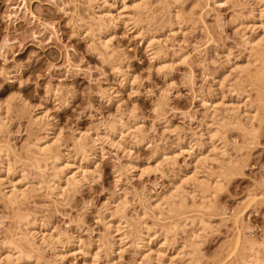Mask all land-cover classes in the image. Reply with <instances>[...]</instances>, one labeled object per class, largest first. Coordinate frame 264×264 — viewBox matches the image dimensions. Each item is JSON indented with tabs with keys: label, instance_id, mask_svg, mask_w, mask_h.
I'll list each match as a JSON object with an SVG mask.
<instances>
[{
	"label": "rangeland",
	"instance_id": "1",
	"mask_svg": "<svg viewBox=\"0 0 264 264\" xmlns=\"http://www.w3.org/2000/svg\"><path fill=\"white\" fill-rule=\"evenodd\" d=\"M114 1L116 0H95L91 3L88 0H0V106L8 104L10 107L9 114L5 115L0 124V148H9V171L14 178H20V187L22 185V188L29 190L26 197L15 205H7L0 194V256L12 247L9 245L10 241L21 242L25 229H29L35 221L34 224L38 227L47 224L51 230L53 228L61 232L63 242L74 238L82 245L80 249H67L65 257L60 260L52 254L51 247L38 240H35L34 247L18 243L25 247L23 251L26 255L34 260L38 259V264H134L138 259L131 241L135 235L134 229L143 221L158 236L170 225L173 219H169L170 216L165 212L161 218L154 209L155 199L167 194L171 187L169 179L178 182V172L193 165L186 151L176 156L173 166L159 163L162 160L159 155L161 152L170 154L174 145L180 141L204 146L205 129H216V124L226 117L229 121L224 122V125L227 127L220 132L225 146L222 148V145L216 144L219 151L225 149V156H219L222 152L215 150L223 161L217 155L214 158L217 156V161L223 162L222 166L219 164V168L235 163L232 167L237 172L230 175L234 169L229 171L226 168L229 180L224 175L221 187L213 189L214 192H206V198L198 195L199 192L194 193L197 196L194 195L192 203L200 204V199H208L209 202H206L210 205L205 202L204 208L194 207L186 217L193 216L190 219H194L196 224L190 226H194V230L201 228L198 218L203 221L202 228L206 230L197 229L200 237L196 235V238L201 242L197 239L199 244L197 242L198 249L196 248L193 260L198 259V264H238L237 258L241 254L243 256L242 250L248 253L247 247L243 249L247 245L244 242H254V248L259 251L264 246V102L261 106L258 105L260 102L255 101L261 93L258 90L264 88V79L261 80L264 78V65L258 61L260 65L256 63V54L249 55L245 51L239 38V29L235 28V22L248 15V6L241 8L237 1L218 6L210 2L212 0H147L144 9L139 10V18L124 24L123 18L109 22L105 16L110 9L114 15L118 12L114 11L117 6ZM130 1L132 0H127L126 3L129 4ZM111 4L115 5L114 9L110 8ZM99 18L104 19L103 25L109 27L108 29L106 26V48L91 38L92 30H97L100 23L102 25ZM175 18L180 22L179 25L182 24L179 30L178 25L174 26L176 28L173 29L177 31L173 33L170 30L177 23ZM89 28L91 32L87 31ZM146 35L157 37L158 42L152 41L153 48L146 47ZM228 52L233 61L230 60L229 65H225L222 55ZM247 61L249 65L246 64ZM254 61L256 65L253 64ZM235 63L240 66L248 65L252 77L258 73L261 78L256 83L253 82L254 78L249 77L250 81L245 76L247 73L250 75L247 72L236 84V72L232 70ZM257 65L263 71L258 70ZM223 77L226 79L224 78L222 87H219L218 82ZM230 85L237 89L240 96L245 93L248 95L247 110L258 105V120L252 121L253 138L248 134L245 136L244 131L232 125V120L230 122L224 113L227 107H218L217 112H214L210 102L205 104V107H209L208 110L201 102L211 98L216 102L223 99L224 103H235L227 92ZM19 99L26 103L25 106ZM209 112L213 116L204 117ZM228 115L231 116L230 113ZM242 117L240 119L245 123V117ZM113 122L118 124L116 140L119 148L96 138L99 130L109 128ZM50 127L58 132L57 135L60 134V140L54 147L55 154L68 162L84 159L77 153L72 137L89 133L96 142L101 141L96 143L97 149L101 150L95 148L91 154L93 157H89L90 162H86L90 172L85 174L83 185L67 187L62 195L55 190L52 193L46 191L44 182L53 174L51 163L41 161L38 170L31 162V157L26 158L27 154L30 155L26 153L30 150L27 148L37 140H45L44 131ZM200 133L204 137H200ZM1 158L4 156H0ZM28 158L32 164L27 161ZM156 161L160 164L157 169L153 166ZM129 163L135 164V167L138 165V168H128L126 164ZM216 163L209 165L212 169L204 170V173L207 172L205 176L200 170L203 175L199 174L198 177H203L201 180L204 181L209 180L210 184L217 181V178H213L214 175L219 180L218 175L223 176L224 168L219 170ZM2 172L0 177L4 178ZM185 189L191 190L190 187ZM187 199L186 203L191 200L190 197ZM117 200L126 203L124 216L131 227L122 231L128 234V240H122L119 245L114 244L115 248L110 250L108 244L113 229L110 226L108 229V225L106 227L108 220L102 217L107 213L106 208L112 209ZM190 203L191 201L187 204L192 205ZM20 216H23V223H20ZM112 225L115 227L116 224ZM174 232L168 233V246L172 244L170 248L173 249L166 254L174 257L171 264L186 263L187 249L185 252L182 249L184 253L178 249L185 247L183 244L191 229L187 231V236L181 229H177L175 234ZM237 236L243 242L239 245L241 253L237 251L238 246L235 249ZM189 239L188 237L187 240ZM86 249L89 254L95 255L92 262L87 254L84 255ZM179 253L183 256H179ZM0 259L3 260V257ZM141 259V264H148L147 260ZM0 264L8 263L1 261Z\"/></svg>",
	"mask_w": 264,
	"mask_h": 264
},
{
	"label": "bare ground",
	"instance_id": "2",
	"mask_svg": "<svg viewBox=\"0 0 264 264\" xmlns=\"http://www.w3.org/2000/svg\"><path fill=\"white\" fill-rule=\"evenodd\" d=\"M89 1V3H91V1H95V0H88ZM234 1H237L238 3H239V7H246V6H248V9H249V12H248V15H246V16H243V17H240L238 20H237V22H235L236 23V27L235 28H238L237 30L239 31V38H240V40H241V44L243 45V47H244V49H245V51L250 55V54H256L255 55V59H256V63H257V61L260 63L261 62V64L262 65H264L263 64V62H264V0H212V1H210V2H212V3H214V4H216V5H218V6H221V5H226V3L228 2H234ZM87 2V1H86ZM114 2H116V8L114 9V7L113 6H115V5H113L112 6V4L111 5H109L110 6V8H112V9H114V11H115V13H116V11H118L117 13H116V15H114L112 12H111V9L110 10H108V13H106L105 14V16L108 18L107 20H109V22L110 21H112V20H116V19H121V18H123L122 19V21L124 22V24H127V22L129 21H131V22H133V20H135L136 19V17H138L137 15H139L138 13H140V11H141V8H143L144 9V6H146L147 4V0H132V1H130V5L129 4H127L126 2H127V0H116V1H114ZM132 2V3H131ZM171 2V1H170ZM94 3V2H93ZM104 3V2H103ZM236 3V2H235ZM234 4V3H233ZM237 4V3H236ZM235 4V5H236ZM90 5V4H89ZM107 6V5H106ZM237 7H238V5H236ZM91 7V6H90ZM173 7V6H172ZM241 7V8H242ZM86 8V7H85ZM101 10V9H100ZM140 10V11H139ZM241 10V9H240ZM107 11V10H106ZM242 11V10H241ZM144 13V12H143ZM176 13V12H175ZM103 15V14H102ZM179 16V15H178ZM178 16H177V19H178ZM174 17V16H173ZM176 17V16H175ZM180 17V16H179ZM94 18H96V17H94ZM103 18H105V17H103ZM139 18V17H138ZM137 18V19H138ZM190 19V18H189ZM175 20H176V18H175ZM175 20H174V22H175ZM99 23L100 22H104L105 23V21H104V19H100L99 18ZM137 21V20H136ZM139 21V20H138ZM177 21V20H176ZM185 21V20H184ZM102 22V25H101V23L97 26V30L95 29L94 31L92 30V32L90 31L91 30V28H89L87 31H89V32H91V38L93 37V39H96L98 42H100V46H102V47H104V48H106L107 47V45H106V43H107V41L108 40H106L105 41V39H107L106 38V32L108 33V30H107V27H108V25H103L104 23ZM94 23V22H93ZM134 23L135 24H137V22H135L134 21ZM133 23V24H134ZM179 23L180 22H178L177 21V23H174V24H176V25H174L173 24V26H172V24H171V32H176L173 28H176V27H174V26H177L178 25V30H179V28L181 27V24L179 25ZM234 23V24H235ZM95 25H96V23H95ZM136 26V25H135ZM134 26V27H135ZM138 26V25H137ZM91 27V26H90ZM85 28V27H84ZM88 28V27H87ZM86 28V29H87ZM136 28V27H135ZM140 28V27H139ZM169 28H170V26H169ZM108 29H109V27H108ZM95 32V33H94ZM97 32V33H96ZM162 32V31H161ZM182 32V31H181ZM84 33H86V32H84ZM247 33H249L250 35H248ZM88 34V33H87ZM90 34V33H89ZM151 34V33H150ZM167 34V33H166ZM184 35V34H183ZM179 36V35H178ZM145 37V39H144V42H145V44H146V47L147 48H149V47H152L151 46V44L153 43L152 41L154 40V42L155 41H157L158 42V40L155 38V37H153L152 35L151 36H144ZM92 39V40H93ZM156 42V43H157ZM166 42V41H165ZM93 43V42H92ZM109 44V43H108ZM155 44V43H154ZM99 46V45H98ZM97 48V47H96ZM153 48V47H152ZM160 53V52H159ZM258 54V55H257ZM223 56V62H224V64L225 65H229V61L230 60H232L233 61V59L232 58H230V56H229V52H228V54L226 53V54H224V55H222ZM156 57H158V56H156ZM180 57V56H179ZM246 59V58H245ZM231 61V62H232ZM256 63H255V61H254V63L253 64H255L256 65ZM259 63H257L258 65H260ZM246 64H248V61H247V63ZM249 65V64H248ZM248 65H245V66H240V65H238V64H236L235 63V66H234V68H232V70L234 71V72H236V77H235V82L236 81H238V79L240 80V78H241V76L243 75H245L247 72H250V71H248ZM255 65H253V66H255ZM257 65V66H258ZM253 66H251V67H253ZM164 67H166V66H164ZM250 67V68H251ZM256 67V66H255ZM261 67V66H260ZM259 66H258V70H260L261 68H260ZM254 68V67H253ZM162 69H164L163 67H162ZM161 69V70H162ZM230 69H231V67H230ZM257 69L255 70L254 69V71L256 72H259ZM262 71H263V69H261ZM255 72H253V74H255ZM228 74V73H227ZM249 73H247L245 76H246V78H251L252 77V73L250 72V75H248ZM258 73H256L255 75L256 76H258L257 75ZM262 74H264V72L262 73ZM248 75V76H247ZM260 75V74H259ZM227 76H229V75H227ZM252 77L251 79H253L254 81L253 82H258L259 80H257L258 78H261L260 76H258V77ZM262 76V75H261ZM264 76V75H263ZM225 77H226V75H225ZM225 77H223V79L225 78ZM124 78V77H123ZM249 78V79H250ZM221 80V81H219L218 82V86L219 87H222V83L225 81V79L224 80ZM243 79V78H242ZM250 79V81H252ZM263 79L264 78H262L261 80L263 81ZM128 80H130V79H128ZM242 81V80H241ZM240 81V82H241ZM262 81H260V82H262ZM132 82V81H131ZM252 82V83H253ZM256 82V83H257ZM233 85H234V83H232ZM236 84H238L237 82H236ZM235 84V85H236ZM249 84V83H248ZM120 85V84H119ZM233 85H230V90H228L227 92L228 93H230L231 94V99L232 100H235L236 102L235 103H233V102H229V103H224L222 100L223 99H218L219 100V102L217 101H212V100H210L211 98H208V99H203L201 102H203L202 104H204V107H205V104H207V102H208V104H209V102H210V105H213L211 108L214 110V112H217V109H218V107H227V108H225L224 110H225V112L224 113H226L225 115L226 116H228L227 118H229L230 119V122H231V120H232V125L234 126V127H237V128H239V129H241L242 130V132L244 133V135L246 136V134H248L247 136H252L251 134L253 133L254 134V132H253V125H252V121H254V120H256L257 118H256V116H257V109H258V105H261V104H263V102H264V88H262L261 87V89H259V90H261V91H259L258 90V92H261L260 94L259 93H257V91H256V93L257 94H259L258 96H259V98L257 97V100L255 99V101H257V102H260L258 105H257V107H253L252 106V103H249V104H251V106L253 107L251 110H247V108H246V102H247V99H248V95L245 93V95L244 96H240L238 93L239 92H236V90L233 88ZM239 85H240V83H239ZM256 85V84H255ZM229 86V85H228ZM259 86V85H258ZM260 88V87H259ZM228 89V88H227ZM245 92H247V91H245ZM220 93V92H219ZM223 94V93H222ZM249 94V93H248ZM256 94V95H257ZM200 95V94H199ZM210 95V94H209ZM201 96V95H200ZM214 96H216L215 94H214ZM250 97V96H249ZM256 97V96H255ZM203 98V97H202ZM13 99V98H12ZM17 100V99H16ZM21 102H22V104H23V106H25V102L24 101H22L21 99H19ZM221 100V101H220ZM249 100V99H248ZM254 100V99H253ZM259 100V101H258ZM230 101V100H229ZM6 102V101H5ZM252 102V101H251ZM2 104V103H1ZM248 104V103H247ZM257 104V103H256ZM255 104V105H256ZM254 105V104H253ZM228 106H230L229 108H228ZM262 106V105H261ZM261 106H259V107H261ZM27 108V107H26ZM244 108H246V109H244ZM0 109H1V111H2V113L0 114V124H2L3 123V121H4V117H5V115H7V113L9 112V109H10V107H9V105L7 104V105H3V106H0ZM22 109V108H21ZM205 109L206 110H208L209 109V107L206 105V107H205ZM213 110H212V112H213ZM259 111H261V110H259ZM206 112V111H205ZM230 113V115L231 116H229L228 114ZM28 113V112H27ZM228 113V114H227ZM9 114V113H8ZM4 115V116H3ZM220 115V114H219ZM244 115V116H243ZM211 116H213V113L210 115V112H209V114L207 113V115H205L204 117H210L211 118ZM245 117V123L244 122H242L241 121V119H240V117ZM242 117V118H243ZM226 118V117H225ZM224 117L223 118H221V120H220V122L219 123H217L216 124V126H214V127H216V129H213V127L211 128V130H210V128L209 129H205V136H206V144L204 145V146H202V145H199V146H197L196 144H194L193 142L192 143H190V142H183V141H180L179 143H175L176 145H174L175 146V148L174 149H172V151H170L171 153L170 154H168V153H165V152H161V154L159 155V158L161 157V161H159V163H165V164H169V165H171V166H173V164H175L174 162V160H175V158H176V156H178V154L180 153V152H182V151H186L187 153H189V156H190V158L192 159V162H193V165H192V167L191 168H188V169H186V170H184L183 169V171L182 170H180L179 172H178V174L179 175H177L178 177V182L176 181V182H173L171 179H169L170 181H171V187L169 188V190H167V194L165 195V196H161L160 198H157V200L155 199V205L153 206L154 207V209H156L157 210V212H158V214L159 215H161V218H162V216L165 214V213H167V215H169L170 216V218L169 219H173V221L172 222H170V225H168V227L166 228H162L163 229V231H161L160 229V233L161 234H159L158 236L156 235L157 233H155L153 230H151L150 228H151V226L150 227H148L147 225H146V223L145 222H143V221H141V223H139V224H137V227L134 229V233H135V235H133L134 236V238H133V240H131L132 241V244H133V247L135 248V251H136V255H138V259L137 260H135L134 261V264H141V262H140V260H142L141 258H143V259H145V260H147V262H148V264H171L172 263V260L174 259V257L173 256H170V254H169V256L167 255L168 253H167V251H169V250H171V249H173V248H170L171 246L170 245H172V244H170L169 246H168V238H167V236H169V234L168 233H173L174 231L176 232V230L178 229H181V231H183L184 233H185V235H186V233H187V231H189V229H191V232H189L190 233V235L188 236L190 239L189 240H187L188 239V237H186L187 239H185L186 240V242L188 243H186L185 242V240L183 239V241L185 242L183 245H185V247L183 246L182 248H180V249H178V250H180V251H182L183 252V250H184V252H185V249H187V250H189V252L186 250V255H185V258H186V260L188 261H186V263H192V264H198V259H196L197 261H195V260H193V259H195V257H193V255H195V251L198 249L197 248V245L199 244V242H198V240H199V238H196V235L198 234V232H199V234H200V231H198L197 229H199V230H203V231H206V230H204L202 227H203V221L201 220V219H197V221H198V223H200L199 225H201V228H197L196 230H194L195 229V227L194 226H190V225H195L196 223L194 222V219H190V218H192V217H190L189 216V218L188 217H186V214L187 213H189L191 210L193 211V209L192 208H194L195 207V209H197L196 207H198V209H200L201 207L202 208H204V206H205V204L207 203L206 201H208L209 202V200L208 199H206V201H202V199H200L199 201H201L202 203H200V204H195V203H192V199H195L194 198V195H196V194H194V193H197V192H199V194L198 195H200V196H203V197H205V193L207 192V194H208V192L210 191V190H215V188H217L218 189V187L221 185V181L222 180H224L225 179V177H227V179L229 180V173H226V171L229 169V171H231V170H233V171H231L230 172V175H231V173L233 172V174H234V172H237V170L235 171V168L234 167H232V166H234V164H230L231 166H229L228 164L229 163H226L227 164V166H229V167H221V168H224L223 170L221 169V168H219L220 167V163L221 162H219V161H217L218 160V158H220L221 160H222V158L221 157H219V156H222L223 157V155L225 154V153H223L224 152V150L222 149L224 146H225V144H224V142H223V137L221 136V134H220V132H221V130H223L225 127H227V126H225L224 125V122L226 123L227 121H229L228 119H225ZM43 119V118H42ZM215 119V118H214ZM225 119V120H224ZM36 120V119H35ZM39 120V119H38ZM258 120V119H257ZM120 121V120H119ZM40 122V121H39ZM47 122V121H46ZM116 122V121H115ZM216 122H218V121H216ZM229 122V123H230ZM258 122V121H257ZM114 123V122H113ZM214 123V122H213ZM229 123H227V124H229ZM254 124V123H253ZM50 125V124H49ZM109 125V124H108ZM117 123H114V124H112L111 126H109V128H107V129H102V131H98V133H97V130H96V133H97V137L96 138H99L102 142H104V143H106V144H109V145H111V146H113V145H115L116 147H118V145H119V142H117V140H116V133H119V132H117ZM232 125H231V123H230V126L232 127ZM103 126V125H102ZM122 126V125H121ZM247 126L249 127V128H247ZM2 127V126H1ZM45 127V126H44ZM49 127V126H48ZM51 127H53V125L51 126ZM47 128L46 129V131H44L45 133H46V139L45 140H41V142L39 141V140H37V142H35V143H33L31 146H30V148H27L28 150V152H26V153H30V155L29 154H27L26 155V158H27V156H30L31 158H30V160H31V162H33L34 164V166H35V168L36 169H38V166H39V164H40V162L41 161H44V162H50L51 163V171L53 172V174H52V176L51 177H49V179L46 181V182H44L45 184H46V191L48 190V192L50 191L51 193H52V190L54 191H56L58 194L59 193H61L60 195H62V193H64V191H66V188L67 187H77V186H82L83 184L82 183H84V181H85V179H86V175L85 174H87V172H90V171H88V166H87V164H86V162H90V159L91 158H89V157H91L92 155V152L94 151V149L96 148L97 149V145H96V143H98V142H96V140L95 139H92L88 134H79L78 135V137L76 138V137H72L73 139V141H74V144H75V146L77 147V150H78V152L77 153H79L81 156H82V158H84V159H79V160H76L75 162H68V161H66L65 159L63 160L62 159V157H60V156H58V155H56L55 154V146L58 144V141L60 140V137H58L60 134H58L57 135V133L54 131V129L53 128ZM119 127H120V125H119ZM4 128V127H3ZM124 128V127H123ZM206 128H208V127H206ZM126 129V128H125ZM140 129V128H139ZM213 129V130H212ZM238 129V130H239ZM224 131V130H223ZM240 131V130H239ZM255 131V130H254ZM170 132V131H169ZM256 132V131H255ZM126 133H127V131H126ZM139 134V133H138ZM200 137H202L203 136V133L201 134L200 133V135H199ZM256 136V135H255ZM204 137V136H203ZM243 137V136H242ZM254 136H252L251 138H253ZM59 138V139H58ZM139 138V137H138ZM199 138V137H198ZM244 138V137H243ZM247 138H249V140H250V137H247ZM44 139V138H43ZM99 139H97V140H99ZM201 139V138H200ZM244 140V139H243ZM253 140H256V139H253ZM100 141V142H101ZM119 141V140H118ZM185 141V140H184ZM251 141V140H250ZM99 142V143H100ZM245 142V141H244ZM249 142V141H248ZM2 143V142H1ZM204 143V142H203ZM218 143V145H222L220 148L222 149V150H218L217 148H219V147H217L216 146V144ZM251 143V142H250ZM91 144V146H89ZM224 145V146H223ZM247 145H248V143H247ZM28 146V147H29ZM115 147V148H116ZM34 149V150H32V149ZM119 148V147H118ZM99 149V148H98ZM97 149V150H98ZM124 149V148H123ZM99 150H101V148L99 149ZM215 150H217L218 152H222L221 154L219 153V156H218V152H215ZM96 151V150H95ZM127 152V151H126ZM130 152V151H129ZM213 152L215 153V154H213ZM248 152V151H247ZM10 152H9V148L8 149H6V148H0V156H4V158H1L0 160H1V165L3 166L2 167V170H3V172H2V170H1V168H0V172H2L3 173V175H5L4 176V178L3 177H0V194H1V198H3L5 201H6V204L8 205H15V204H17L20 200H22L23 198H25L26 197V193L29 191V190H27L26 189V187L25 188H22V185H21V187H20V183L18 184V182H20V178L19 179H16V178H14L13 176H12V173L9 171V170H11L10 169V163L8 162L9 160V158L7 159V156H8V154H9ZM157 153V152H156ZM217 153V154H216ZM11 154V153H10ZM9 154V155H10ZM94 154V153H93ZM100 154V153H99ZM60 155V154H59ZM91 155V156H90ZM180 155V154H179ZM214 155H217L218 156V158H217V156H216V158H214L215 156ZM25 156V155H24ZM225 156V155H224ZM9 157V156H8ZM93 157V156H92ZM127 158V157H126ZM2 159L4 160V161H2ZM219 159V160H220ZM8 160V161H7ZM33 160V161H32ZM86 160V161H85ZM230 160V159H229ZM228 160V161H229ZM28 162H29V158H28V160H27ZM223 161V160H222ZM227 161V162H228ZM31 162H29V163H31ZM92 162V161H91ZM158 161H156V165L155 164H153V166H155L154 168H158L159 167V163H157ZM216 163V162H218V163H216V165L218 166V168H219V170L221 169L222 171H223V174H222V171L220 172L223 176L221 177V175H218L219 176V180H218V177H215V175L213 176V178H217V181H213V184H210V183H208V181L209 180H206V181H204V180H201V179H203V177L202 178H199V177H201V176H199L198 177V175L200 174V170H201V173H204V170H210V169H212L209 165L211 164V163ZM9 163V164H8ZM32 164V163H31ZM30 164V165H31ZM97 164V163H96ZM158 164V165H157ZM164 164V165H165ZM222 164H223V162L221 163V166H222ZM239 164V163H238ZM0 165V166H1ZM32 165V166H33ZM44 165V164H43ZM126 165H128L127 167L128 168H130V169H135V168H138L137 166L135 167V164H133V163H129V164H126ZM162 165V164H161ZM215 165V164H214ZM236 165V164H235ZM240 165V164H239ZM31 166V167H32ZM44 167V166H43ZM46 167V166H45ZM147 167V166H146ZM209 167V168H208ZM238 167V166H237ZM40 168V167H39ZM147 168H149V167H147ZM226 168H227V170H226ZM232 168V169H231ZM130 169L128 170V171H130ZM155 169V170H156ZM215 169V168H214ZM237 169V168H236ZM39 170V169H38ZM136 170V169H135ZM203 170V171H202ZM219 170H217L218 172H219ZM226 170V171H225ZM50 171V172H51ZM152 171V170H151ZM160 171V170H159ZM175 171V170H174ZM178 171V170H177ZM215 171H216V169H215ZM228 171V172H229ZM123 172V171H122ZM132 172V171H131ZM140 172V171H139ZM154 172H156V171H154ZM212 172V171H211ZM120 173V172H119ZM146 173H147V171H146ZM177 173V172H176ZM205 173H207V172H205ZM205 173H204V175L203 174H200V175H203V176H205ZM219 173V174H220ZM224 173H226V174H224ZM23 174V173H22ZM116 174V173H115ZM175 174V173H174ZM211 174H214V173H211ZM228 174V176H226ZM43 175V174H42ZM208 175V174H207ZM224 175H225V177H224ZM50 176V175H49ZM23 177V176H22ZM21 177V178H22ZM174 177H176L175 175H174ZM207 177V176H206ZM24 178V177H23ZM121 178V177H120ZM221 178H224V179H222L221 180ZM231 178V177H230ZM174 179V178H173ZM208 179V178H207ZM226 179V180H227ZM19 180V181H18ZM117 180H118V177H117ZM175 180H176V178H175ZM214 180H216V179H214ZM225 180V181H226ZM211 181V180H210ZM222 183H224V182H222ZM40 185H41V183H39ZM38 184V185H39ZM43 184V183H42ZM82 184V185H81ZM29 186V185H28ZM79 186V187H80ZM170 186V185H169ZM187 187V189H188V187H190L191 188V192L189 191H187L185 188ZM221 187V186H220ZM219 187V188H220ZM44 188V187H43ZM31 189H33V188H31ZM71 189V188H70ZM74 189V188H73ZM216 189V190H217ZM222 189V188H221ZM214 190H213V192H214ZM49 192V193H50ZM212 192V191H211ZM216 193H218V191H215ZM66 194V193H65ZM68 194V193H67ZM193 194V195H192ZM189 195H192V196H189ZM213 195H215V194H213ZM217 195V194H216ZM191 198V203H192V205H189V204H187L188 202H190V201H188L187 203H186V200H188L187 198H189V197ZM197 196V195H196ZM200 196H198V197H200ZM52 197V196H51ZM60 197V196H59ZM213 197V196H212ZM206 198V197H205ZM204 198V199H205ZM211 198V197H210ZM65 199V198H64ZM3 200V201H4ZM123 200V199H122ZM149 200V199H148ZM196 200L198 201V198L196 197ZM196 200H194V201H196ZM4 201V202H5ZM118 201V200H117ZM117 201H115L116 202V204H114V206H113V208L111 209L110 208V210H108V208H106V210L105 211H107V213L105 214V216H103L102 218H105L106 217V219L108 220L105 224H106V227H107V225H108V227L110 226V227H112V229H113V235H110V239H111V241H110V243L108 244L109 245V249L110 250H113V248H115L114 247V244H116V245H119V244H121L122 243V240L123 241H125L126 239H127V237L129 238V236H128V234H126V232H122V231H124V229L126 228V229H128L129 227H131V225L130 226H128V224H127V220H126V218H125V216H124V212L126 211L125 210V208H126V203H124V201L123 202H117ZM126 201V200H125ZM211 201V200H210ZM206 202V203H205ZM212 202V201H211ZM190 203V204H191ZM199 203V202H198ZM147 204V203H146ZM150 204V203H149ZM202 204H204V205H202ZM207 204H209V203H207ZM148 205V204H147ZM210 205V204H209ZM150 206V205H149ZM208 206V205H207ZM214 206V205H213ZM151 207V206H150ZM208 207H210L211 208V206H208ZM207 207V208H208ZM207 208H205V209H207ZM146 209V208H145ZM125 210V211H124ZM208 210V209H207ZM196 211V210H195ZM199 211V210H198ZM203 211V210H202ZM205 211V210H204ZM165 212V213H164ZM144 213V212H143ZM164 213V214H163ZM156 214V213H155ZM145 216V215H144ZM168 216V217H169ZM198 216V215H197ZM205 216V215H204ZM23 217V216H22ZM21 216H20V218L19 219H21L22 218ZM99 217V216H98ZM200 218H201V216H199ZM16 218H18V216H16ZM109 218V219H108ZM112 218H114V219H112ZM155 218V217H154ZM164 218H167L166 216L164 217ZM203 218V217H202ZM110 219H112V220H110ZM157 219H160V217H158ZM189 219L191 220V223H190V221H189ZM18 220V219H17ZM22 220V222H20V223H23V221H24V219H21ZM20 220V221H21ZM105 220V219H104ZM204 220V219H203ZM140 221V220H139ZM195 221H196V219H195ZM199 221H201V222H199ZM34 222L35 221H33V223L30 225V227H28L29 229H25V232H23V233H25V234H23L22 236L23 237H21L20 239H21V242H18L19 244L21 243V245H23V246H26L27 245V247H34L35 246V240H38V241H40L41 243H44V245L46 244V245H48V247H51L52 248V250L51 251H53L52 252V254L54 253V255H55V257H57L58 259H60V260H63V258L65 257L64 255H65V253H66V250L67 249H69V248H75L76 247V249H80L81 247H82V245L79 243V241L78 240H76V239H74V238H70L69 236H68V238H70V239H67V241L66 240H64V242H63V240L61 239L62 237V235L60 234L61 232H57L56 230H53V228H52V230L49 228L50 226H47V224L46 225H44V226H42V227H38L36 224H34ZM15 223H17L18 224V222L16 221ZM14 223V224H15ZM112 223H114V224H116L115 225V227L112 225ZM195 223V224H194ZM49 224V223H48ZM130 224V223H129ZM169 224V223H168ZM208 224V223H207ZM123 225H125V227L123 226ZM18 226V225H17ZM28 226V225H27ZM104 226V225H103ZM188 226H190L189 228H188V230H187V227ZM107 227V228H108ZM110 227L108 228V229H110ZM128 227V228H127ZM161 227V226H160ZM194 227V228H193ZM199 227V226H198ZM205 227V226H204ZM214 227V226H213ZM17 229V228H16ZM125 229V230H126ZM14 230V229H13ZM158 230V229H157ZM16 231V230H15ZM55 231V232H54ZM195 231H197V233L195 232ZM129 232H130V230H129ZM157 232V231H156ZM175 232H174V234H175ZM178 232V231H177ZM188 233V234H189ZM14 234H16L15 232H14ZM133 234V233H132ZM187 234V235H188ZM186 235V236H187ZM239 235V234H238ZM13 235H11V237H12ZM109 236V235H108ZM198 236V235H197ZM198 237H200V236H198ZM238 238H237V241L235 242L236 243V247H235V249L237 248V246H238V248H239V245H240V243H242L243 244V242H241L240 241V239H239V236H237ZM264 237V236H263ZM8 238V237H7ZM13 238V237H12ZM170 238V237H169ZM6 239V238H5ZM19 239V240H20ZM125 239V240H124ZM173 239V238H172ZM198 239V240H197ZM19 240H17V241H19ZM128 240V239H127ZM126 240V241H127ZM170 240V239H169ZM177 240V239H176ZM66 241V242H65ZM182 240H181V243L183 242ZM200 242H201V240H199ZM243 241V240H242ZM245 241V240H244ZM197 242H198V244H197ZM17 242L15 243L13 240L12 241H10L9 242V245H11L12 247H10L9 248V250H6V252L5 253H3V254H1V256L3 257V260H1L0 259V263H1V261L2 262H5V263H8V264H38V259H36L35 258V260L34 259H32L30 256H28V255H26V253L23 251V249L25 248H23V246H21V245H19ZM203 243V242H202ZM4 244V243H3ZM123 244H125V243H123ZM180 244V243H179ZM242 244H241V246H242ZM244 244H247L246 246L244 245V247H243V249H246L245 247H247V249H248V253H247V251H244V250H242L243 251V256H237L238 258V261H237V259H236V261L238 262V264H264V246H262L263 247V250H262V248H261V250L262 251H259V250H256L255 248H254V246L256 245L254 242H250V241H246V242H244ZM255 244V245H254ZM258 244V243H257ZM260 244V243H259ZM104 245V244H103ZM176 245V244H175ZM174 245V246H175ZM187 245V246H186ZM263 245H264V243H263ZM3 246V245H2ZM84 246V245H83ZM121 246V245H120ZM174 246H172V247H174ZM235 246V245H234ZM260 247H261V244L259 245ZM156 248V249H153V248ZM180 247H181V244H180ZM197 248V249H196ZM33 249V248H32ZM75 249V250H76ZM176 249H177V247H176ZM176 249H174V250H176ZM183 249V250H182ZM200 249V248H199ZM232 249V248H231ZM233 249H234V247H233ZM232 249V250H233ZM241 248H239L237 251H239ZM82 250V249H81ZM84 250V249H83ZM109 250V251H110ZM178 250H177V252H178ZM230 250V249H229ZM228 250V251H229ZM34 251V250H33ZM74 251V250H73ZM121 251V250H120ZM231 251V250H230ZM236 251V250H235ZM234 251V252H235ZM69 252V251H68ZM111 252V251H110ZM175 252V251H174ZM181 252V253H182ZM183 252V253H184ZM233 252V251H232ZM230 253L231 255L233 254V253ZM247 253V255H246V253ZM24 253H25V255H24ZM82 253V252H81ZM84 255H86L87 254V257H89V259H92L91 260V262L94 260L93 258H95L94 256H92V254L90 255L89 253H88V250L86 249V251H84ZM167 253V254H166ZM181 253H179V256H183V255H181ZM237 253V252H236ZM239 253H241V251H239ZM244 253H245V255H244ZM68 254V253H67ZM66 254V255H67ZM89 254V255H88ZM173 254V253H172ZM178 254V253H177ZM176 254V255H177ZM198 253H196V255H197ZM22 255H23V257H22ZM117 255V254H116ZM175 255V256H176ZM0 256V257H1ZM178 256V257H179ZM186 256H188V258L186 257ZM233 256V255H232ZM36 257H38V256H36ZM86 257V256H85ZM173 257V258H172ZM177 257V256H176ZM196 257H198V256H196ZM230 257V256H229ZM110 258V257H109ZM184 258V259H185ZM233 258V257H232ZM114 259V258H113ZM121 259V258H120ZM184 259H183V261H184ZM234 259V260H235ZM41 260V259H40ZM57 260V259H56ZM87 260V259H86ZM182 261V260H181ZM182 261V262H183ZM236 261H235V263H236ZM185 262V261H184ZM183 262V263H184ZM95 263V262H94ZM182 263V264H183ZM186 263H184V264H186ZM40 264V263H39ZM48 264V263H47ZM49 264H50V262H49ZM127 264V263H126ZM237 264V263H236Z\"/></svg>",
	"mask_w": 264,
	"mask_h": 264
}]
</instances>
